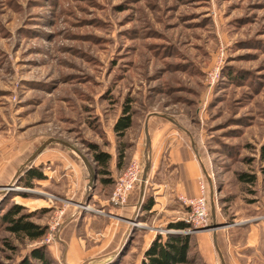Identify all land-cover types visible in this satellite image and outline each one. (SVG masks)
<instances>
[{"label": "rangeland", "instance_id": "obj_1", "mask_svg": "<svg viewBox=\"0 0 264 264\" xmlns=\"http://www.w3.org/2000/svg\"><path fill=\"white\" fill-rule=\"evenodd\" d=\"M126 104L133 124L120 137ZM164 115L193 134V159L212 180L215 231L206 174L196 195L172 182L166 148L190 140ZM263 144L264 0H0V264L36 249L52 264H142L174 222L188 225L175 230L190 236L187 264H222L218 248L228 264H264ZM96 152L112 156L110 184ZM131 166L138 179L115 206ZM31 169L46 179L27 185ZM242 172L258 182L239 181ZM199 197L203 220L185 204ZM15 205L45 229L40 240L8 230L3 215Z\"/></svg>", "mask_w": 264, "mask_h": 264}, {"label": "trees", "instance_id": "obj_2", "mask_svg": "<svg viewBox=\"0 0 264 264\" xmlns=\"http://www.w3.org/2000/svg\"><path fill=\"white\" fill-rule=\"evenodd\" d=\"M133 113L131 107L126 104L123 109L122 115L118 118L114 125L115 133L123 137L126 131L132 127ZM261 160L264 162V144L261 147ZM125 154L122 152L119 154L117 161V167L121 168ZM95 162L98 166L99 175H107L102 179L105 184H110L113 179L109 176L111 170L109 169L112 156L107 152H96ZM262 172V184L264 187V166L261 168ZM46 179L45 174L38 169H31L27 172L24 180L27 185H30L34 180ZM239 181L248 185H255L259 178L257 174L239 173ZM152 205H148L150 208ZM3 221L8 223V230L15 235H23L28 237L32 241L40 240L46 233L45 229L34 225L28 220V216L22 214V208L18 205L13 206L3 215ZM188 225L184 222L171 223L169 229H173V232H168L165 236L158 235L149 245L145 251V259L142 264H187L189 262V251L191 249L190 236L181 234L175 230L185 229ZM32 260H38L42 264H52L50 259L46 256L45 252L36 249L32 255ZM30 259L26 258L19 264H35Z\"/></svg>", "mask_w": 264, "mask_h": 264}, {"label": "crops", "instance_id": "obj_3", "mask_svg": "<svg viewBox=\"0 0 264 264\" xmlns=\"http://www.w3.org/2000/svg\"><path fill=\"white\" fill-rule=\"evenodd\" d=\"M165 117V116H164ZM167 118L168 122H170L172 125H174L175 128L181 129L182 131L186 132L189 136V140H190V147L187 148L185 146L184 143H181L178 140H174L172 141L169 146L166 148V155H165V159L167 160V163L171 166V168L169 169L170 174L173 175V177H175V179H172V182L174 181L176 189L178 192H181L183 194H189V195H196L197 193V185H196V179L199 176V174L202 172V174H206V169L204 164H202V161L197 159V163L196 161L193 159V154H198L195 150L196 147V142L193 139V134L190 133L189 130H187L186 128H184L179 120H175L172 117H165ZM148 129V125L147 128ZM150 142L148 143V138H147V143L150 144V148H151V152L152 149L154 148V137H150ZM199 156H197L198 158ZM200 158V157H199ZM197 165L199 166V168L197 167ZM206 176V180L208 183V188H209V196L211 198V209H212V218H213V206H212V197H213V185H212V180L210 178H208L207 174ZM79 206H81L80 204H78ZM215 217H216V209H215ZM216 233L213 234V242L214 244H218V234H216V243L214 241V235ZM257 241L260 242L261 244L264 242V235L263 236H257ZM219 240V239H218ZM254 242V241H253ZM264 244V243H263ZM248 245V244H246ZM220 246V245H219ZM221 248V246H220ZM219 249V248H218ZM221 250L223 251V249L221 248ZM221 250L219 249L220 253V258H221V262H222V257L224 259V262H222V264L227 263L226 257L225 255L223 256L224 252L222 253ZM225 257V258H224Z\"/></svg>", "mask_w": 264, "mask_h": 264}, {"label": "built area", "instance_id": "obj_4", "mask_svg": "<svg viewBox=\"0 0 264 264\" xmlns=\"http://www.w3.org/2000/svg\"><path fill=\"white\" fill-rule=\"evenodd\" d=\"M138 167L131 166L124 175H122L116 182L115 191L112 197V202L115 206H121L126 200L128 193L133 190L134 183L138 179ZM142 174V171H141ZM139 176V180L141 177ZM205 185H202V189ZM206 200L204 197L194 198L186 201V205L190 206L196 218L203 220L207 216ZM209 200V199H208ZM196 220V219H195Z\"/></svg>", "mask_w": 264, "mask_h": 264}, {"label": "water", "instance_id": "obj_5", "mask_svg": "<svg viewBox=\"0 0 264 264\" xmlns=\"http://www.w3.org/2000/svg\"><path fill=\"white\" fill-rule=\"evenodd\" d=\"M165 117H167L166 115H164ZM146 134H147V138H148V143L150 142V139H149V134H148V130L146 129ZM51 142V140H49V141H47V142H45L36 152H35V154L30 158V160L31 159H33L37 154H39L41 151H42V149H44V147L48 144V143H50ZM85 159V158H84ZM29 160V161H30ZM85 161H86V163H87V165H88V167H89V169H90V171L92 172V177H94L96 174H94L93 173V168H92V166H91V164L88 162V160H86L85 159ZM150 167H151V163H150V161H148L147 163H146V166H145V169H144V172H143V175H142V181H141V192H140V194H141V196H140V201H139V203H141V201H142V197H143V194H144V187H145V183H146V180H147V177H148V172H149V170H150ZM22 170H19L18 172H17V175L21 172ZM212 206H213V208H214V201H213V197H212ZM213 228H214V231L216 230V217H215V208L213 209ZM214 233H216V232H214ZM125 236V235H124ZM214 241H215V243L217 242L216 241V234L214 235ZM216 246H217V244H216ZM218 251H219V249H218ZM220 252V251H219ZM221 254V253H220ZM221 256H222V254H221ZM222 262H224V259H223V257H222ZM224 264V263H223Z\"/></svg>", "mask_w": 264, "mask_h": 264}, {"label": "bare ground", "instance_id": "obj_6", "mask_svg": "<svg viewBox=\"0 0 264 264\" xmlns=\"http://www.w3.org/2000/svg\"><path fill=\"white\" fill-rule=\"evenodd\" d=\"M82 208H85V209H87L88 207H84V206H81ZM137 225H139L138 223H137Z\"/></svg>", "mask_w": 264, "mask_h": 264}]
</instances>
